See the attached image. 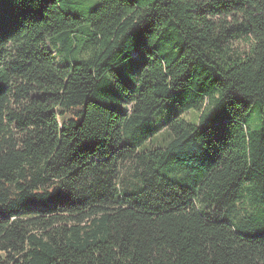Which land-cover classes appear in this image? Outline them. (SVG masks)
<instances>
[{
	"label": "trees",
	"instance_id": "16d2710c",
	"mask_svg": "<svg viewBox=\"0 0 264 264\" xmlns=\"http://www.w3.org/2000/svg\"><path fill=\"white\" fill-rule=\"evenodd\" d=\"M94 2L0 0V264H264V0Z\"/></svg>",
	"mask_w": 264,
	"mask_h": 264
},
{
	"label": "rangeland",
	"instance_id": "374dc122",
	"mask_svg": "<svg viewBox=\"0 0 264 264\" xmlns=\"http://www.w3.org/2000/svg\"><path fill=\"white\" fill-rule=\"evenodd\" d=\"M95 4H96V0L93 4L89 6L79 4L75 6V9H81L88 15L94 9ZM58 47L59 45L53 46V52L57 58V61L61 64L72 62L71 58L58 53ZM87 54H88V51L83 50L80 56H87ZM143 61H144L143 54L140 55L138 62H136L135 64L132 60H130L128 62V65L131 68L129 72L119 74L113 79V85L109 88V93L106 97V100L108 99L109 103L115 105L117 109L120 110V109H124L125 107L127 109L130 108L131 102L128 100L130 99V95L135 94L137 90L136 82L131 78V75L135 72L136 73L139 72V70L141 69L143 65ZM121 80L123 82L125 80H128V81L123 86V83H120ZM177 114H181L182 117L187 118L189 120H197L200 112L194 111V110L181 112L180 108L176 105V103L173 100L167 101L166 104L159 110L158 114L155 117V123L157 124V127L159 128L158 136L165 133L164 124L168 122L171 116L177 115ZM172 174L178 177L181 175V172L175 171ZM124 178L127 184L134 182V178L129 171L124 173ZM252 211H253V208L250 205L246 203L240 204L236 209L233 220L241 221L242 219L248 217L249 213H251Z\"/></svg>",
	"mask_w": 264,
	"mask_h": 264
}]
</instances>
